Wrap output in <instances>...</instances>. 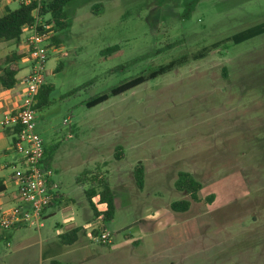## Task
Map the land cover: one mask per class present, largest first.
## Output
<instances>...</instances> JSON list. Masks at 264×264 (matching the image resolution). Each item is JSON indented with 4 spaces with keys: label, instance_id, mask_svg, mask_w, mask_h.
Returning <instances> with one entry per match:
<instances>
[{
    "label": "rangeland",
    "instance_id": "374dc122",
    "mask_svg": "<svg viewBox=\"0 0 264 264\" xmlns=\"http://www.w3.org/2000/svg\"><path fill=\"white\" fill-rule=\"evenodd\" d=\"M163 2L74 0L65 7L71 27L45 65L54 90L49 104L37 110V133L52 181L62 184L60 193L76 213L89 209L90 183L78 182L86 174L105 179L117 201L114 220L102 221L109 242L96 241L100 233L94 239L84 233V249L69 261L264 264V34L241 44L231 40L264 24V0H199L188 19V0ZM215 43L205 58L86 106ZM113 47L116 53L103 54ZM140 165L142 190L135 180ZM182 172L201 184L198 202L177 189ZM179 201H190V209L173 211ZM45 217L42 228H0V255L9 253L10 240L14 254L21 237L31 246L15 258L17 264H40L41 255L47 259L54 248L62 250L56 233L67 225L64 214L53 207ZM77 224H85L82 212Z\"/></svg>",
    "mask_w": 264,
    "mask_h": 264
},
{
    "label": "trees",
    "instance_id": "16d2710c",
    "mask_svg": "<svg viewBox=\"0 0 264 264\" xmlns=\"http://www.w3.org/2000/svg\"><path fill=\"white\" fill-rule=\"evenodd\" d=\"M74 0H43L41 16L45 19V23L47 25H53L52 31L54 32V36L51 40V45L53 47H61L62 40L60 38V34L65 30H68L71 27V22L68 19L67 13L65 12V7L68 6ZM177 4L179 0H164L163 3L166 4ZM199 0H188L187 3L184 4L185 11L183 13V18L188 19L190 14L194 10L196 4ZM36 5L32 6H23L20 5L18 9L11 10L7 9L6 14L0 17V42H16L19 43L25 32L29 30V28L34 24L35 19L33 17V11ZM264 34V24L260 26H256L250 29H247L239 34H236L232 37V41L234 44H241L248 40H251L255 37ZM219 43H215L213 45L204 47L197 51L192 55H183L175 60H172L166 65L160 66L158 69L152 71L148 75H140L129 81H126L110 90L109 93H105L97 96L96 98L90 100L86 106L88 108H93L98 105H101L112 97H117L122 95L130 90H133L140 85L146 83L149 80L157 78L159 75L166 74L178 67L185 66L191 61L200 60L205 58L208 54H210L213 50L217 49ZM118 50L117 47L108 48L103 52L105 56L112 55L116 53ZM21 57H11L7 59V66L4 68L3 73L4 77L2 79V84L6 89L14 88L16 85V76L18 75L19 69V61ZM84 88L80 87L75 90L74 93L82 90ZM54 90L53 86L46 85L41 90L38 97V105L37 110L43 106L49 104L50 94ZM13 133L16 135L18 133L17 129H13ZM15 142V141H14ZM122 156L117 155L116 158L118 160L121 159ZM46 162V163H45ZM44 164H47V167L50 165L49 160L44 161ZM135 180L136 185L139 189H143L145 182V167L140 165L135 170ZM87 181L90 183V187L85 191V195L87 198V202L91 209L94 212V218L97 219L101 214L104 216V222L106 224L112 222L114 220L116 214V205H115V197L112 189L108 185L105 179L100 178L99 176H92L86 174L85 177L80 178L78 180L79 184L83 185V182ZM176 187L179 191H186L191 195L193 201L198 202L199 197L198 193L201 190L202 186L199 182H197L191 175L186 172H182L179 175V179L176 182ZM5 189L0 185V193L4 192ZM59 196V195H58ZM51 203L49 207H51L56 199ZM97 199V205H105L106 210L103 213H100L98 210V206L95 203ZM48 207V208H49ZM191 202L190 201H179L172 204L171 208L175 212H186L190 209ZM105 229V228H104ZM85 228H75L71 231H68L60 236V243L63 246H73L79 242L81 237L85 233ZM99 231H94L92 234L98 235ZM55 264V263H53Z\"/></svg>",
    "mask_w": 264,
    "mask_h": 264
},
{
    "label": "built area",
    "instance_id": "2783aa9c",
    "mask_svg": "<svg viewBox=\"0 0 264 264\" xmlns=\"http://www.w3.org/2000/svg\"><path fill=\"white\" fill-rule=\"evenodd\" d=\"M14 1L23 6H36L33 11L35 22L27 30L29 33L26 40L29 73L22 81L24 98L19 108L0 122V130H18L14 152L21 162V167L15 171V179L19 186L18 196L22 208L0 219V226L4 230H11L22 223H29L36 228L42 227L43 212L59 195V187L52 181L53 171L46 168L44 164V142L37 133L36 124L38 97L43 87L47 85L45 65L50 51L54 49L51 45L54 36L51 30L53 25H47L41 16L43 0ZM98 208H103L99 211L100 213L106 210L105 205H100ZM103 219L104 216L101 214L98 217V223L96 221L89 225L88 232L89 236L94 239L92 233L99 231L100 234L95 239L105 244L109 242L111 235L104 229Z\"/></svg>",
    "mask_w": 264,
    "mask_h": 264
},
{
    "label": "crops",
    "instance_id": "0c3cea01",
    "mask_svg": "<svg viewBox=\"0 0 264 264\" xmlns=\"http://www.w3.org/2000/svg\"><path fill=\"white\" fill-rule=\"evenodd\" d=\"M16 2L14 0H0V17L6 14L7 9L12 10L13 3ZM17 3V2H16ZM19 5V4H18ZM20 6V5H19ZM18 6V8H19ZM17 8V9H18ZM16 10V9H15ZM29 36L28 32H25L22 40L19 43L16 42H0V122L9 114L14 113L19 106L22 104L24 98V87L22 85L23 79L29 73V62L27 58V47L26 40ZM55 49V48H54ZM53 49V50H54ZM11 57H21L19 61V73L16 76V85L14 88L6 89L2 84V79L4 77L3 70L7 66V59ZM14 141L15 135L12 129H4L0 130V185L4 187L5 191L0 193V219L12 213L13 211L19 210L22 208V203L18 196V182L15 179V170L21 167V162L19 156L14 152ZM46 161V160H45ZM46 163V162H45ZM46 168L52 170V164ZM53 171V170H52ZM55 182V181H54ZM56 183V182H55ZM59 187V196L56 199L54 204L47 208L43 212L44 219L49 211L53 207H59L60 211L64 214L66 227H60L59 231H57L56 236L58 240L60 236L64 233L71 231L75 228H85V233L89 235L88 227L95 220L94 212L89 206L88 208L81 207L80 214L82 212L83 219L85 220L84 225L77 224L78 214L76 213V208L74 209L72 204V200L67 197L64 193H60L62 191V184L57 181L56 183ZM61 189V190H60ZM114 193V191H113ZM115 197V205L117 208V201ZM55 215V214H54ZM43 225V224H42ZM26 227V225H16L14 229L15 232L21 231ZM43 227V226H42ZM41 227V228H42ZM1 228V226H0ZM2 229V228H1ZM84 236V235H83ZM87 237V236H85ZM11 241V240H10ZM7 241L6 248L9 249V253L0 255V264H17V260L15 259L18 255L25 253L30 249V241L21 237L20 241L18 240L17 249L15 253H11L12 243ZM81 242V244H80ZM85 244H82L81 239L79 242L73 246H65L62 250H58V248H54L48 254V258L45 259L43 255L40 257V264H95L93 258H80L81 260L70 262L72 257H77L79 255H74L76 252H81L84 249Z\"/></svg>",
    "mask_w": 264,
    "mask_h": 264
}]
</instances>
